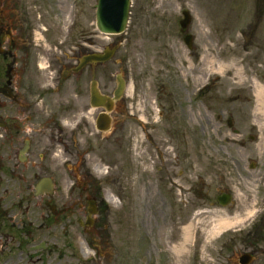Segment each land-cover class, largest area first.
<instances>
[{"label":"rangeland","instance_id":"obj_1","mask_svg":"<svg viewBox=\"0 0 264 264\" xmlns=\"http://www.w3.org/2000/svg\"><path fill=\"white\" fill-rule=\"evenodd\" d=\"M31 1L38 37L58 32L60 44L76 45L81 32L95 30L101 44L120 45L101 71L112 86L124 72L125 97L138 121L170 130L164 136L174 191L163 192L169 191L166 181L159 180L160 192L153 185L155 150L141 144L143 127L132 122L139 132L132 150L142 165V187L114 192L106 186L110 228L82 230L77 221L89 192L36 196L27 186L38 180L10 176L11 148L0 135V264H239L245 251L255 254L251 264H264V111H258L256 94L264 86V0H132L126 32L110 36L97 33L98 0ZM186 8L193 21L183 30ZM186 32L194 34L192 50ZM221 190L233 194L227 205L218 200ZM221 216L244 219L214 233ZM190 222L189 250L178 257L172 246ZM27 227L35 232L32 241L46 242L44 249L28 254Z\"/></svg>","mask_w":264,"mask_h":264},{"label":"flooded vegetation","instance_id":"obj_2","mask_svg":"<svg viewBox=\"0 0 264 264\" xmlns=\"http://www.w3.org/2000/svg\"><path fill=\"white\" fill-rule=\"evenodd\" d=\"M32 5L30 0H0V135L11 148L9 174L32 181L49 176L53 192H89L80 207L85 218L78 219V226L110 228L111 211L102 195L106 184L114 192H138L142 187V165L132 150L139 136L132 125L136 116L125 96L111 100L115 87L101 71L106 64L73 71L81 57L99 45L94 30L82 34L80 46L71 50L72 46L61 45L59 52L58 36L36 35ZM95 81L102 95L97 101L91 95ZM165 112L162 109L159 115L164 117ZM165 133L171 134L168 128L153 125L141 141L145 148L157 147L152 154L159 172L153 185L160 192L159 180L162 185L166 181L169 191L162 188L163 192H173L174 165L164 150ZM89 216L92 224L86 225ZM34 233L27 227L29 250L46 244L32 241Z\"/></svg>","mask_w":264,"mask_h":264},{"label":"water","instance_id":"obj_3","mask_svg":"<svg viewBox=\"0 0 264 264\" xmlns=\"http://www.w3.org/2000/svg\"><path fill=\"white\" fill-rule=\"evenodd\" d=\"M130 0H100L98 8V26L105 32H120L125 28ZM227 203V200H223ZM252 260L250 254L242 257V263Z\"/></svg>","mask_w":264,"mask_h":264},{"label":"bare ground","instance_id":"obj_4","mask_svg":"<svg viewBox=\"0 0 264 264\" xmlns=\"http://www.w3.org/2000/svg\"><path fill=\"white\" fill-rule=\"evenodd\" d=\"M256 94L258 96V101L259 103V107H258V111H261V113L264 111V86L262 84H259L256 87ZM108 200L110 201H114V197L111 194H108ZM255 213L254 208L250 209L247 211L246 216H252ZM241 217H226V216H221L218 219V228L214 231V233L217 232V230H224V229H229L231 227H233L236 223L241 221ZM193 228H194V223L190 222L188 224H186L183 227V239L181 242H178L177 244L173 245V251L175 252V254L180 257L183 256L184 253L186 252V250H189V244L192 241V236H193ZM83 252L84 253H88L89 251L87 250L86 245H83Z\"/></svg>","mask_w":264,"mask_h":264}]
</instances>
